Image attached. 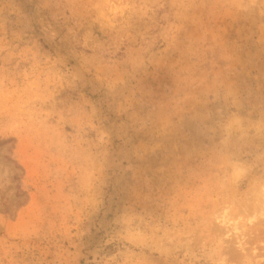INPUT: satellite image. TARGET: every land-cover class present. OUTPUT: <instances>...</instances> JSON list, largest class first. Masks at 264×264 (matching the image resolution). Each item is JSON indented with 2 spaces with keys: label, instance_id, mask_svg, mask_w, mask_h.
<instances>
[{
  "label": "rangeland",
  "instance_id": "obj_1",
  "mask_svg": "<svg viewBox=\"0 0 264 264\" xmlns=\"http://www.w3.org/2000/svg\"><path fill=\"white\" fill-rule=\"evenodd\" d=\"M0 264H264V0H0Z\"/></svg>",
  "mask_w": 264,
  "mask_h": 264
}]
</instances>
